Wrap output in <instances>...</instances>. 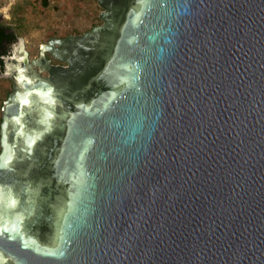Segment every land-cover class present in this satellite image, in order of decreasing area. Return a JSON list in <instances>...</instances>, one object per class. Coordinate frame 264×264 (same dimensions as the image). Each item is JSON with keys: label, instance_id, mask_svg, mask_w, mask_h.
Wrapping results in <instances>:
<instances>
[{"label": "water", "instance_id": "obj_1", "mask_svg": "<svg viewBox=\"0 0 264 264\" xmlns=\"http://www.w3.org/2000/svg\"><path fill=\"white\" fill-rule=\"evenodd\" d=\"M99 4L0 54V264H264V0Z\"/></svg>", "mask_w": 264, "mask_h": 264}, {"label": "rangeland", "instance_id": "obj_2", "mask_svg": "<svg viewBox=\"0 0 264 264\" xmlns=\"http://www.w3.org/2000/svg\"><path fill=\"white\" fill-rule=\"evenodd\" d=\"M103 11L99 0H0V20L23 40L30 61L40 58L51 38L82 35L102 24ZM46 55L52 64L66 65ZM40 73L49 76L47 71ZM13 92L12 80L0 77V130L2 107Z\"/></svg>", "mask_w": 264, "mask_h": 264}, {"label": "trees", "instance_id": "obj_3", "mask_svg": "<svg viewBox=\"0 0 264 264\" xmlns=\"http://www.w3.org/2000/svg\"><path fill=\"white\" fill-rule=\"evenodd\" d=\"M18 35L10 26L0 20V54H7L11 51V46L17 41ZM2 65V62H1Z\"/></svg>", "mask_w": 264, "mask_h": 264}, {"label": "flooded vegetation", "instance_id": "obj_4", "mask_svg": "<svg viewBox=\"0 0 264 264\" xmlns=\"http://www.w3.org/2000/svg\"><path fill=\"white\" fill-rule=\"evenodd\" d=\"M52 56V55H51ZM53 57V56H52ZM2 67V65H1V62H0V68Z\"/></svg>", "mask_w": 264, "mask_h": 264}]
</instances>
